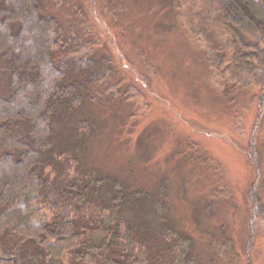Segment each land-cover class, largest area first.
Segmentation results:
<instances>
[{
  "label": "rangeland",
  "instance_id": "374dc122",
  "mask_svg": "<svg viewBox=\"0 0 264 264\" xmlns=\"http://www.w3.org/2000/svg\"><path fill=\"white\" fill-rule=\"evenodd\" d=\"M77 2L100 40L96 55L111 59L106 80L122 87L90 104L98 128L87 162L158 197L165 187L167 225L193 240L187 264H264V81L233 73L236 36L218 2L63 0L58 9ZM61 264L91 263L68 253Z\"/></svg>",
  "mask_w": 264,
  "mask_h": 264
},
{
  "label": "trees",
  "instance_id": "16d2710c",
  "mask_svg": "<svg viewBox=\"0 0 264 264\" xmlns=\"http://www.w3.org/2000/svg\"><path fill=\"white\" fill-rule=\"evenodd\" d=\"M215 1L235 32L233 73L264 81V0ZM61 3L0 0V264H61L68 253L91 264H187L193 240L167 225L165 187L158 197L87 162L98 128L90 104L115 100L121 80H106L111 59L96 55L80 3L66 14Z\"/></svg>",
  "mask_w": 264,
  "mask_h": 264
}]
</instances>
